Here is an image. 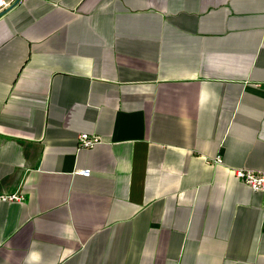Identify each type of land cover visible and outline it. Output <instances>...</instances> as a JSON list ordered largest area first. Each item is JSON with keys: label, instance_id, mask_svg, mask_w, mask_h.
<instances>
[{"label": "crops", "instance_id": "obj_1", "mask_svg": "<svg viewBox=\"0 0 264 264\" xmlns=\"http://www.w3.org/2000/svg\"><path fill=\"white\" fill-rule=\"evenodd\" d=\"M241 168L264 170V0L2 11L0 264H264Z\"/></svg>", "mask_w": 264, "mask_h": 264}, {"label": "built area", "instance_id": "obj_2", "mask_svg": "<svg viewBox=\"0 0 264 264\" xmlns=\"http://www.w3.org/2000/svg\"><path fill=\"white\" fill-rule=\"evenodd\" d=\"M12 1L0 0V12L11 7ZM101 138L95 134L81 133L77 136V148L82 149L93 147L95 144L99 143ZM216 163L221 162L220 158L217 156L213 160ZM80 174L88 176L90 174L89 170H80ZM234 175L242 183L248 185L254 191H260L264 193V170H254V169H234ZM22 196L18 194L0 195V201H13L21 200Z\"/></svg>", "mask_w": 264, "mask_h": 264}, {"label": "water", "instance_id": "obj_3", "mask_svg": "<svg viewBox=\"0 0 264 264\" xmlns=\"http://www.w3.org/2000/svg\"><path fill=\"white\" fill-rule=\"evenodd\" d=\"M2 14V11H1V13H0V15Z\"/></svg>", "mask_w": 264, "mask_h": 264}]
</instances>
